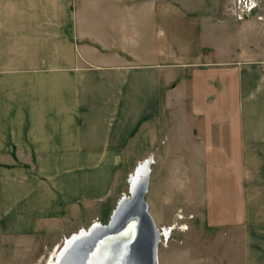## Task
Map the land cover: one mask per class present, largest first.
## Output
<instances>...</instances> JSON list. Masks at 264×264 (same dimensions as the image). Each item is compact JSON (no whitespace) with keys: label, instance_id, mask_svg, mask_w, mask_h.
<instances>
[{"label":"crops","instance_id":"0c3cea01","mask_svg":"<svg viewBox=\"0 0 264 264\" xmlns=\"http://www.w3.org/2000/svg\"><path fill=\"white\" fill-rule=\"evenodd\" d=\"M189 9L203 5L0 0V232L32 234L110 193L129 141L192 93L211 106L194 139L217 157L213 217L243 227V264H264V5L238 23ZM170 19L212 34L189 43L167 35ZM227 156L233 193L219 189Z\"/></svg>","mask_w":264,"mask_h":264},{"label":"rangeland","instance_id":"374dc122","mask_svg":"<svg viewBox=\"0 0 264 264\" xmlns=\"http://www.w3.org/2000/svg\"><path fill=\"white\" fill-rule=\"evenodd\" d=\"M172 1H187L190 6L203 5L201 11L189 9L190 17L200 14L211 17L217 9L221 20L233 16L238 23L245 16L239 0ZM250 1L257 6L264 5V0ZM169 23L163 26L167 35H181L184 40L189 39V43L212 34L210 26L198 27L197 20L187 19L181 23L170 19ZM182 94L176 93L172 107H161L159 116L145 124L129 141L122 166L113 178L110 193L85 203H76L74 209L70 205L66 206L58 218L54 216L47 225L37 226L32 234H9L1 230L0 264L53 263L54 252L66 237L87 229L93 223L105 224L108 221L117 200L129 192L131 174H134L140 163L146 161L149 164V180L145 201L161 232L157 250L158 264H243V227L235 225V220H231L233 224L229 225L228 219L213 217L212 199L218 194L213 186V176L218 172L215 162L217 157L200 154L194 139L199 126L204 125L202 121L211 115L210 102L201 101L192 93L187 96ZM230 110L233 114L234 109ZM228 111L225 113L230 114ZM169 120L173 121L172 124L175 121V130L171 136L167 131ZM166 135L168 139H165ZM170 146H182L183 152L179 153L178 148L172 150ZM227 157L228 161L220 165L219 189L223 193H233L235 188L231 187L232 184L228 185L227 170L232 156ZM231 177L234 181L233 175ZM228 205L225 203L221 210L226 212ZM233 205L230 204L231 210L234 209Z\"/></svg>","mask_w":264,"mask_h":264},{"label":"water","instance_id":"95a60500","mask_svg":"<svg viewBox=\"0 0 264 264\" xmlns=\"http://www.w3.org/2000/svg\"><path fill=\"white\" fill-rule=\"evenodd\" d=\"M145 183L140 182L128 198L117 202L107 223L93 229L89 226L58 264H156L160 234L146 212Z\"/></svg>","mask_w":264,"mask_h":264},{"label":"bare ground","instance_id":"6f19581e","mask_svg":"<svg viewBox=\"0 0 264 264\" xmlns=\"http://www.w3.org/2000/svg\"><path fill=\"white\" fill-rule=\"evenodd\" d=\"M148 167H149V164H148V161H146L145 163H140L134 170V174H131L130 176V181H129V192L133 190V188H135L140 182H146L145 183V186H146V191L144 193V197H143V200L144 202L146 203L145 201V194L147 193V189H148V180H149V171H148ZM144 180V181H143ZM147 184V185H146ZM129 192L127 193V195H122L118 200L117 202L120 200V199H125V198H128V196L130 195ZM116 202V204H117ZM115 204V206H116ZM147 205V203H146ZM114 206V208H115ZM113 208V209H114ZM146 212L149 214V216L151 217L152 219V222L155 226V228L158 230V234L161 235V232L160 230L157 228L152 216L150 215L149 211H148V205H147V209H146ZM107 223V222H106ZM100 225H103L101 223H93L91 228H97L98 226ZM88 229V228H87ZM87 229H81L79 230L78 232H75L73 233L72 235H70V237H66L65 240L63 241V243L57 247V249L55 250L54 254V258H53V263L51 264H58L60 259L62 258L63 254L66 252V250L69 248V246H71V244L80 236L84 235L86 232H87ZM160 238V236H159ZM159 243V242H158ZM157 250H158V244H157ZM157 250H156V264H158V258H157Z\"/></svg>","mask_w":264,"mask_h":264},{"label":"built area","instance_id":"2783aa9c","mask_svg":"<svg viewBox=\"0 0 264 264\" xmlns=\"http://www.w3.org/2000/svg\"><path fill=\"white\" fill-rule=\"evenodd\" d=\"M239 3L243 14L249 13L255 6V4L250 0H241V1L239 0Z\"/></svg>","mask_w":264,"mask_h":264}]
</instances>
